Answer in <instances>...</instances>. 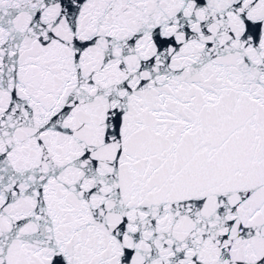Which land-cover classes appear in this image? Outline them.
<instances>
[{
    "label": "snow or ice",
    "instance_id": "6c2138e0",
    "mask_svg": "<svg viewBox=\"0 0 264 264\" xmlns=\"http://www.w3.org/2000/svg\"><path fill=\"white\" fill-rule=\"evenodd\" d=\"M0 264H264V0H0Z\"/></svg>",
    "mask_w": 264,
    "mask_h": 264
}]
</instances>
